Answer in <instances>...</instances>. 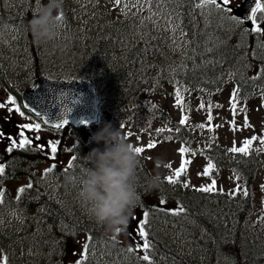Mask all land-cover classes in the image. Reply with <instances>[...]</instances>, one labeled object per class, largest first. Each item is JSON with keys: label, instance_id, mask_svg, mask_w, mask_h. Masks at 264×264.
Instances as JSON below:
<instances>
[{"label": "trees", "instance_id": "1", "mask_svg": "<svg viewBox=\"0 0 264 264\" xmlns=\"http://www.w3.org/2000/svg\"><path fill=\"white\" fill-rule=\"evenodd\" d=\"M21 1L24 3L23 11L14 13L2 8L5 0H0V14L1 17L5 12L14 16H4L3 20L18 26L19 46L24 45L31 50L33 75L55 80L69 76L68 78L93 81L98 85V92L107 95V110H104V114H112L114 119L126 124L145 125V110L134 103L152 84L155 90L176 82L187 91L200 88L214 91L222 86L228 74L234 79L240 93L264 89V44L259 41L256 43L245 30H223L216 27V17L207 18L199 14L198 9L193 7L192 0H147L151 1L153 7L154 2H160L159 8H165L166 12L181 23L180 37L185 41L186 48L178 56L174 53L168 55L162 36L156 38L152 32H144L145 29H141L142 33L138 34L134 23L136 15L126 13L113 17L104 26L87 24L83 30L82 46L77 51L70 49L67 55L73 56L68 60L63 59L64 53L60 50L51 56L42 52L27 24L33 16L27 6L35 0ZM44 2L47 3V0ZM62 4L60 14L67 16L70 4ZM21 13L23 16L19 18ZM78 61L82 62V66H78ZM254 64L258 66L257 72H253ZM229 155L223 150L217 153L219 160L226 164L243 165L244 167L238 168L246 174L251 166L248 157L236 154L235 158H231ZM137 158L136 190L139 200L136 208L147 209L149 205L146 201L150 199L148 196L152 197L153 191L158 190L160 194L177 201L178 209H183L184 220H187L183 223L184 227L194 231L195 225L199 224L207 234L203 239L197 238L199 245L193 243L196 251L191 252L188 247L182 249L175 239L164 236L160 230L161 224L156 225L158 222L147 216L148 225L145 228L150 241L149 256H158V259L161 258L168 264H234V259L222 256L228 252H236L241 255L245 264H264L263 245L249 243L247 240L237 241L239 227L230 222L226 213L229 210L230 214H236L235 199H228L225 194L194 191L180 183L169 184L162 179L159 186L153 188L150 185L153 176L148 172L141 155ZM74 178L75 176L69 182L65 181L57 194L51 192V197L36 202L34 218L38 227L32 241L38 252L46 256H58L64 249V241H70L80 233L87 234L90 244L110 240L105 227L92 220L87 212L79 213L73 206H67L71 198L77 195L78 189H74V192L70 190L65 196L64 193L60 195L72 183L74 188L77 187L79 181L73 182ZM156 212L162 218L166 213L160 209H156ZM30 238L29 234L18 233L17 230H0V251L9 253L17 242L31 241ZM82 260L84 264H96L87 255Z\"/></svg>", "mask_w": 264, "mask_h": 264}, {"label": "rangeland", "instance_id": "2", "mask_svg": "<svg viewBox=\"0 0 264 264\" xmlns=\"http://www.w3.org/2000/svg\"><path fill=\"white\" fill-rule=\"evenodd\" d=\"M63 3L70 4V13L67 16L61 15L60 27L57 30V36L53 41L42 44L43 51L51 54L54 49V45L58 46L59 50L64 53V60L69 59L71 56L67 55L70 49L77 51L80 49L83 39L84 27L89 23H96V25L104 26L111 22L113 17H120L123 14L130 13L136 15L134 23L137 25L138 34L142 33L141 29H145L147 34L152 32L155 37L162 36L165 41V47L168 50V55L173 53L178 56L185 51L186 43L180 37L181 23L169 12H166L165 8H159L160 2H154L155 7L151 6V1L147 0H120L119 4H116L115 0H61ZM240 0H229V5L235 6ZM264 3V0H261ZM6 9L14 11V13L23 11V1L21 0H5ZM31 9L35 8V1L31 5L27 6ZM216 27L221 29H241L240 24L236 23L232 18L227 15V11L219 10L209 5H204L198 13L216 12ZM7 16L8 13H3ZM21 13V18L23 15ZM4 16L0 17V32L3 34V39L7 40V43H0V77L5 78V82L15 80V83H11L14 87L17 83L21 86H26L32 78L30 72L32 70V62L30 59L31 50H28L24 45L17 43V35L20 31L14 28V24L7 23L3 20ZM9 17H14L8 15ZM7 17V18H9ZM33 17V16H32ZM170 18V19H169ZM32 19V18H31ZM30 19V20H31ZM29 20V21H30ZM28 21V22H29ZM27 22V24H28ZM8 27L5 28L4 26ZM229 26V27H228ZM257 26L261 28L259 33H253V36L259 41L264 42V13H258ZM183 45V46H182ZM180 48V49H179ZM60 59V56H58ZM73 59V57H72ZM154 84L148 89L149 93L138 96L134 105L141 106L146 111L155 113L156 117L148 120L145 126L129 125L123 121L114 119L112 114L101 113L99 123L93 129L90 127H65L56 134L57 140L61 141L58 145L57 158L50 160L44 153L38 155L36 165L37 173L35 177L33 191L34 196H38L40 193L48 192L51 190V180L49 173H46V169L55 164L53 168L56 172H62L67 169V172L71 171V167L68 166V161L71 157L75 156V151L79 156H83L90 151V147L86 145L89 142L93 131L96 132L104 124H111L113 128H119L122 134L127 137L128 142L134 147H144L145 151L141 154L143 161L145 162L148 170L153 176H159L160 179L166 180L167 177L172 176L173 172L179 167L181 157L178 153V149L181 144L184 143L191 151H195L198 154L193 157L191 154H187L185 159H189L192 163L188 166L186 175H182L177 178L178 183L188 182L189 187L199 188L201 186H207L211 184L212 179H216V191L227 193L229 196H238L239 208L241 207V222L246 223L247 227L254 231L255 234L264 232V191H261V185H264V145L260 143L261 139H264V98L261 94L251 98L248 101L240 102V98L237 100V108H247V116L250 127L244 128V113H238L236 116V127L238 131H232L229 127V122L232 120V113L229 111V99L233 92L234 85L231 81H227L223 87L217 92H213V95L207 94L202 100L205 104V110H199L198 106L201 100L194 101L192 97H188L184 90H182L176 83L171 84L165 88L164 92L156 93ZM11 88V86H9ZM180 91L182 94L185 113L188 117V123L184 126L180 133H176V127L179 124L181 117V110L174 107L175 92ZM264 97V96H263ZM211 102L212 105H221L222 107H213L212 109V125H221L216 128L215 131L209 132L207 129L200 130L194 126L200 123H206L207 121V106ZM108 98L107 95L103 96L102 109L107 110ZM160 112L166 114L170 123L175 125L167 126L158 115ZM123 126V127H122ZM167 128H171L172 132L169 133ZM157 129H165L166 134H157ZM172 135V140L164 139V137ZM253 136L257 137L250 146V150L257 156L259 165L255 168L252 177L243 179L241 176L232 172L230 169L225 168L222 164H216L212 158L211 153L208 152L211 148V144L214 143L223 149L227 150L233 146V141L236 142V146H242V142L245 139H251ZM156 143L154 149H147L149 141ZM71 147V152L67 149ZM62 149V150H61ZM249 150V151H250ZM50 155V154H48ZM211 159L215 168L211 177L197 176L198 172H202L203 168L207 165L208 160ZM261 159V160H260ZM75 161V160H74ZM76 163V161H75ZM73 164V161H72ZM171 164V168L167 165ZM56 178L53 190L55 193L58 191L56 184L60 183L58 177ZM238 177V178H237ZM69 182V180H65ZM76 182V180H73ZM28 180L23 178V181L11 182L6 181L4 184L10 192L5 197V201L0 203V222L5 229H16L23 233L29 232V234H37L38 225L33 221L34 217H27L22 208L17 207V190L24 185H28ZM239 185L240 191L233 195V189ZM74 183L69 185L63 195L71 190L74 192L79 189V183L74 188ZM247 190L249 195L245 197L243 191ZM37 193V194H36ZM153 197L146 201V204L150 206V212L155 208L168 211L170 213L176 212L173 207V203L170 200L162 199L159 193H153ZM51 197V196H49ZM37 198V197H36ZM46 199V197H45ZM25 201V199H23ZM160 201H164L165 206H160ZM13 204L16 207H13ZM7 205V207H6ZM73 206L79 213L87 212L86 205L81 201L77 195L72 197L67 206ZM36 206V202H35ZM35 208V207H33ZM30 211V209L28 210ZM33 210H31L32 212ZM41 211V210H40ZM143 209H133L132 215L129 218V223L122 232H110L107 230V234L113 239L109 241L110 246L92 245L88 247V255L92 260H95L98 264H162L157 262L155 258L145 261L142 257L145 255V250L142 249L143 240L138 237L135 232V226L137 220H133L135 215L137 219L141 218V213H144ZM159 218L158 214L155 213ZM171 218V217H170ZM162 221V218L159 222ZM160 222L164 226L171 227L169 232L174 233L177 228H174V224L167 222ZM171 235V234H170ZM184 234H181V237ZM197 235V234H195ZM33 238H31L32 241ZM84 237H73L70 241H64V249L56 257H48L43 253L38 252L36 246L30 243L31 241H19L9 254V261L13 259L18 261V264H76L77 260L81 259L83 254ZM122 247L125 248L122 249ZM132 248L133 251L129 252L128 249ZM231 254V253H230ZM236 256V254H232ZM116 256V257H115ZM226 258L230 256L226 255ZM4 261V257L0 254V264ZM237 264H240L237 261Z\"/></svg>", "mask_w": 264, "mask_h": 264}, {"label": "clouds", "instance_id": "3", "mask_svg": "<svg viewBox=\"0 0 264 264\" xmlns=\"http://www.w3.org/2000/svg\"><path fill=\"white\" fill-rule=\"evenodd\" d=\"M60 9L61 0H47V3L35 0L28 27L37 43H47L56 38L60 27V20L57 19ZM0 43H7L2 32ZM90 140L102 147L92 148L83 157L87 167L82 169L78 196L92 220L110 232H122L139 200L136 190L138 158L121 130L111 124H104ZM159 184V176L150 181L153 188Z\"/></svg>", "mask_w": 264, "mask_h": 264}, {"label": "snow or ice", "instance_id": "4", "mask_svg": "<svg viewBox=\"0 0 264 264\" xmlns=\"http://www.w3.org/2000/svg\"><path fill=\"white\" fill-rule=\"evenodd\" d=\"M116 4L120 3V0H115ZM222 3L224 5L229 4V0H222ZM203 4L207 5V4H213L216 5L217 7H220V5L216 4V0H203ZM225 11H229V9L225 8ZM258 13H264V3L261 2V0H254V7L251 8L250 14L248 15L247 19L249 21H251V31L253 33H259L261 31V28L259 26H257V19H258ZM57 19L60 20L61 16H57ZM170 19V18H169ZM232 19L238 23V24H243L244 21L242 19H237L236 17H232ZM237 100H238V90L234 89L230 99H229V111L232 113V120L229 122V127L230 130L232 131H238L239 129L236 127V116L238 113H244V123H243V127L244 128H248L250 127L249 125V121H248V116H247V108H237ZM7 105H11L12 107L8 108L9 112H18L21 116H24V113L20 111V108L16 107V101L15 99H13V97L9 96L7 97V104L5 103H0V109L5 108ZM25 108H28V105H24ZM174 107H177L181 110V117L179 120V124L176 127V133H179L182 128L184 126L187 125L189 117L184 114L185 113V104H184V100L182 97V94L180 93V91H176L175 92V103H174ZM213 107H222L221 105H212L211 102L208 103L207 106V121L206 123H200V124H196L194 127L196 129H200V130H205L207 129V131L209 132H213L215 131L216 128L221 127V125H212V120H213V116H212V109ZM199 110H205V104L203 103V100L201 99V103L198 106ZM29 111H34L33 109L29 108ZM37 116H40L41 114L39 112L35 113ZM46 124L50 123V121H45ZM81 123H84L83 121ZM68 124V121L66 119H62L60 122L58 123H51V127L53 129L56 130H60L63 129L64 126ZM123 127V126H122ZM25 130H27L29 133H39L41 131V125L39 123H26V124H22L19 126V131H18V135H19V142H17V140L12 136V135H8L7 139L10 141V144L6 147V152L7 153H12V151L14 149H28L31 150L32 145H33V139L36 141H39L41 139V137L39 135H36L34 138L26 136L25 135ZM165 131V129H157L156 132L157 134H161ZM167 131L169 133L172 132L171 128H167ZM4 133L0 132V138L4 137ZM127 138V137H125ZM164 139L167 140H172L173 136L172 135H168L166 137H164ZM257 139V137L253 136L251 139H245L242 142V146L237 147L236 146V142L233 141V146L228 149L229 152L236 154H242V155H247L249 150H250V146L252 145L253 141H255ZM61 141L59 140H55V141H49L47 142V145L45 144H39L37 143L35 145V148L37 151L44 153L50 160H55L57 158V151H58V145H60ZM260 143L262 145H264V139L260 140ZM156 143L153 141H149V143L147 144V149H154L156 147ZM133 149H134V154L136 156H140L144 151L145 148L144 147H134L132 145ZM47 149V151H46ZM71 147H69L67 149V151L71 152ZM48 152H50V155H48ZM178 153L181 157L180 160V165L179 167L173 172L172 176H169L166 178L167 182L169 184H175L177 183V178H180L182 175H186L187 171H188V166L192 163L191 160L189 159H185V156L187 154H191V156L195 157L198 153L195 151H191L188 147L185 146L184 143L181 144L180 148L178 149ZM76 157L73 156L71 157V159L68 161V166L71 167L72 166V161L75 160ZM167 167L171 168V164L167 165ZM53 168H55V164H53L52 166H50L48 169H46V173H50L53 171ZM215 168V165L213 164V162L211 161V159L208 160L207 165L203 168L202 172H198L197 176H203V177H211V174L213 173V170ZM5 172L4 166L3 164H0V176H2ZM238 178V177H237ZM216 179H212L211 180V184L207 185V186H201L199 188H197V191L200 192H204V193H210V192H215L216 189ZM183 187L187 188L189 187L188 182H184ZM27 188H32L33 185L31 183H29L27 186ZM25 187H21L17 190V199H20V194H22L23 192H25ZM240 191V187L239 185H237V187L235 189H233V195H235L237 192ZM261 191H264V185H261ZM243 195L245 197H247L249 195L247 190L243 191ZM3 196H4V192L2 190H0V203H3ZM161 204L164 203V201H160ZM180 211L182 212L183 209L181 208ZM178 214L176 212L173 213ZM147 216L148 213H141V218L137 219V217L135 215H133L132 219L133 220H137L136 226H135V232L138 235L139 238H141L143 240V244H142V249L143 250H148L150 248V243L147 240V235L148 233L146 232V228L145 225L147 223ZM89 247V245L86 243L84 244V249H87ZM129 252L133 251L132 248L128 249ZM143 260L148 261L149 260V256L148 255H144L142 257ZM76 264H84V261L82 259L77 260Z\"/></svg>", "mask_w": 264, "mask_h": 264}, {"label": "water", "instance_id": "5", "mask_svg": "<svg viewBox=\"0 0 264 264\" xmlns=\"http://www.w3.org/2000/svg\"><path fill=\"white\" fill-rule=\"evenodd\" d=\"M199 5L202 0H193ZM220 0H216L219 4ZM254 0H243L238 8L233 9L234 15L244 21V26L250 27L251 21L247 19ZM34 90L24 92L22 101L34 113L39 112L41 119L58 123L66 119L69 123L95 122L97 116L98 98L90 81L86 82H52L46 79H35Z\"/></svg>", "mask_w": 264, "mask_h": 264}, {"label": "flooded vegetation", "instance_id": "6", "mask_svg": "<svg viewBox=\"0 0 264 264\" xmlns=\"http://www.w3.org/2000/svg\"><path fill=\"white\" fill-rule=\"evenodd\" d=\"M11 83H15V80L10 81V83L7 84L4 80L0 81V103L7 104V97H13L16 101V107L20 108V111L24 113V116H21L15 111L9 112L8 108L12 107L11 105H7L5 108L0 109V132L5 134L3 138H0V164H3L5 169L4 174L0 176V190L4 192V196H7V193L10 194L7 185L4 186L8 180L16 182L23 181V178H25V180H28V182L34 187V180L37 172L36 160L39 153V151L36 150L35 145L37 143L47 145V142L57 140L56 133L60 131L43 127L41 124V131L39 133H29L25 130L26 136L34 138L36 135H39L41 139L39 141L33 139L31 150L17 148L14 149L12 153H7L6 147L10 144V141L7 139L8 135H12L17 142H19V126L26 123H38L37 117L27 109L23 108L20 102V92L16 87L11 85ZM9 86H11V88H9ZM48 154H50V152H48ZM44 156L46 155L44 154ZM26 186L27 185L23 186L26 190L20 194L21 197L31 196L33 187L27 188ZM27 192L29 194H27ZM33 203L34 201L30 199V208Z\"/></svg>", "mask_w": 264, "mask_h": 264}, {"label": "bare ground", "instance_id": "7", "mask_svg": "<svg viewBox=\"0 0 264 264\" xmlns=\"http://www.w3.org/2000/svg\"><path fill=\"white\" fill-rule=\"evenodd\" d=\"M168 3H169V1H168ZM189 9V8H188ZM189 23V22H188ZM126 35V34H125ZM115 36V35H114ZM128 40V39H127ZM151 43V42H150ZM157 45V44H156ZM183 46V45H182ZM180 49V48H179ZM105 54V53H104ZM209 234V233H208ZM207 253V252H206Z\"/></svg>", "mask_w": 264, "mask_h": 264}]
</instances>
